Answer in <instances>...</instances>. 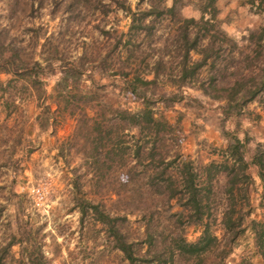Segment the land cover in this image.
Instances as JSON below:
<instances>
[{"label": "trees", "instance_id": "1", "mask_svg": "<svg viewBox=\"0 0 264 264\" xmlns=\"http://www.w3.org/2000/svg\"><path fill=\"white\" fill-rule=\"evenodd\" d=\"M126 1H66L70 15L89 7L102 15L121 8L127 15L126 30L97 25L105 35V49L90 56L89 63L85 53L79 55L82 64L75 71L87 67L110 72L121 79L122 90L143 100L136 110L118 107L104 101L97 90L82 95L65 92L67 75L57 80L52 102L75 117L69 140L60 143V154L65 157L67 145L81 148L95 172L96 186L110 182L116 200L124 206L122 215H111L101 200L82 193L80 173L74 172L71 208H78L80 221L90 214L103 223L128 264H223L231 255H235L233 264H264V139L257 140L251 131L262 115L250 107L255 103L264 108V0H234L226 16L242 7L256 19L248 22L246 15L243 19L248 23L239 36L223 26L222 0ZM18 47L10 42L8 56L0 49V72L6 75L0 78V107L6 116L19 107L8 89L14 78L37 91L44 82L38 75L41 62L19 58ZM159 81L178 91L157 92ZM185 87L200 89L212 100L215 133L221 136L220 143L212 146L218 159L196 163L181 147L183 113L168 117L155 105L172 109L185 97ZM188 95L202 104L194 93ZM242 115L247 123H242ZM8 133L4 120L0 138ZM110 168L125 170L128 177L103 184ZM256 177L261 187L259 215L254 216L251 189ZM173 200L176 210L170 209ZM136 208H141V222L137 235L129 237L117 219L127 218ZM217 219L221 235L214 227ZM186 225L199 231L194 239L185 235ZM32 238L31 231L23 229L3 250L23 242L26 253L21 254L20 264H48L41 243ZM1 258L2 253L0 264Z\"/></svg>", "mask_w": 264, "mask_h": 264}, {"label": "rangeland", "instance_id": "2", "mask_svg": "<svg viewBox=\"0 0 264 264\" xmlns=\"http://www.w3.org/2000/svg\"><path fill=\"white\" fill-rule=\"evenodd\" d=\"M66 1L0 0V49L2 47L3 54L8 56L12 54L10 42L21 46L17 48L19 58L39 60L42 69L38 75L44 81L37 91L24 84L22 79L14 78L13 86L8 89L16 95L19 107L7 116L0 107V122L6 120L9 126L8 135L0 138L1 264H20L21 254L26 253L24 243L17 242L6 250L2 246L8 240L20 237L23 229L30 230L32 239L41 243L48 264H128L122 252L113 246L103 223L90 214L80 221L78 208H71L76 190L72 181L76 172L80 173L78 179L83 194L101 200V205L111 215H122L123 203L116 200L109 181L115 177L127 178L128 174L120 168H110L107 171L108 180L103 183L109 182V185L99 188L93 177L95 172L81 148L67 145L65 157L60 154V143L69 140L75 117L65 110L57 109L52 96H57L54 89L57 80L67 75L65 92L82 95L97 90L104 101L114 106L134 110L142 106L141 97L135 98L121 89L122 81L118 76L87 67L75 71L82 64L78 61L79 55L85 53L86 63H89L93 59L90 56L105 49L102 46L105 35L97 25L105 28L112 25L126 30L129 18L121 8L102 15L99 10L89 7L86 10L83 8L77 16L70 15L65 8ZM220 5L221 14L225 16L223 26L237 36L241 35L249 21H256L245 14L242 7L226 16L234 0H222ZM189 9L186 8V11L189 12ZM246 15L250 18L248 22L243 19ZM5 77L0 72V78ZM162 82L159 81L157 92L178 91V88ZM189 93L201 98L202 104L192 100ZM183 94L185 97L177 101L172 109L166 110L159 103L155 105L159 106L158 111L168 117L175 118L180 112L183 113L179 132L181 147L196 163L218 159L220 155L213 151L212 146L220 143L221 136L215 133L216 121L211 116L216 114V110L212 100L193 87H185ZM189 100H192L191 105L186 104ZM47 103H50L51 108H47ZM250 107L262 115L259 123L252 128L254 134L262 135L264 108L255 103L250 104ZM240 119L242 123H247L244 115ZM252 146L253 142L250 149ZM250 171L255 172L253 168ZM260 187L256 177L251 189L252 202L256 207L254 216L259 215L257 192ZM171 203V210L178 209L174 200ZM140 211L141 208H136L127 218L119 216L117 219L129 237L138 233L136 228L141 222L138 220ZM216 221V233L221 235V224L218 219ZM184 232L189 239L199 234L192 225H186ZM234 261L235 255H231L223 264H233Z\"/></svg>", "mask_w": 264, "mask_h": 264}, {"label": "crops", "instance_id": "3", "mask_svg": "<svg viewBox=\"0 0 264 264\" xmlns=\"http://www.w3.org/2000/svg\"><path fill=\"white\" fill-rule=\"evenodd\" d=\"M254 126L252 125V127H251V131H252V128H253ZM252 133H253V131H252ZM256 133V132H255ZM254 134V133H253ZM255 135V137H256V139L257 140H262V139H264V134H262V135H259V133L257 134H254Z\"/></svg>", "mask_w": 264, "mask_h": 264}]
</instances>
